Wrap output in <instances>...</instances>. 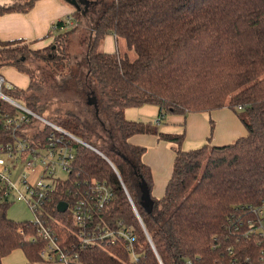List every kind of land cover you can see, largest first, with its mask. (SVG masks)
I'll return each mask as SVG.
<instances>
[{
	"label": "trees",
	"instance_id": "16d2710c",
	"mask_svg": "<svg viewBox=\"0 0 264 264\" xmlns=\"http://www.w3.org/2000/svg\"><path fill=\"white\" fill-rule=\"evenodd\" d=\"M37 1L0 5V16L28 13ZM80 14L74 10L70 29L62 20L54 23L44 47L24 39L0 41V75L10 67L28 78L26 89L2 92L83 142L74 143L68 178L56 183L38 213L70 257L68 264H244L247 257L253 258L261 246L254 239L238 237L233 227L240 222L239 215L246 214L243 206L264 202V0L107 4L98 21L94 19L95 28L91 26L93 43L86 61L120 134L111 142L94 140L80 116L58 112L51 100L41 96L46 82L34 64L43 62L53 71L65 68L68 41ZM109 36L115 47L100 51ZM119 37L137 52L135 60L120 55ZM143 105L157 106L161 119L230 108L247 134L227 145L207 143L185 151V132L168 133L125 117L126 108ZM0 106L16 110L1 98ZM210 121L213 132L215 124ZM39 126L43 135L52 130L39 121L31 127ZM136 135H154L174 147L172 174L161 198L152 194V170L143 161L146 148L129 141ZM2 138L8 139L6 133ZM100 187L112 196L107 205L93 210L89 230L96 235L130 231L132 251L119 236L85 243L81 235L85 228L72 223V206L80 200L92 204ZM61 202L68 204L64 213L57 211ZM9 203L0 198V260L20 249L31 264L58 262L42 256L46 242L39 223L10 219Z\"/></svg>",
	"mask_w": 264,
	"mask_h": 264
},
{
	"label": "built area",
	"instance_id": "2783aa9c",
	"mask_svg": "<svg viewBox=\"0 0 264 264\" xmlns=\"http://www.w3.org/2000/svg\"><path fill=\"white\" fill-rule=\"evenodd\" d=\"M62 21L70 26L75 24L71 16ZM14 88L11 82L0 75V98L16 108L11 112L0 106V136L6 133L8 137L0 139V198L6 201H11L12 198L21 202L27 201L35 212L34 220L39 223L40 235L46 242L42 256L50 262L58 260L68 264L70 257L60 248L49 227L41 222L38 213L48 201L56 183L68 178L71 162L75 157L74 143L82 141L2 92L4 89ZM38 121L50 126L52 130L43 135V127L32 128V124ZM61 174H67L66 178H62ZM111 196V191L100 187L98 195L91 198L92 204L80 200L72 206L71 221L74 226L85 228L81 233L85 243L107 237L115 239L119 236L125 238L128 250L132 251L134 237L130 231L122 229L96 235L89 230L93 210L107 205ZM242 210L246 214L239 215L240 222L233 227L234 231L238 233V237L254 239L261 246L253 258L245 259L244 264H264V202L256 207L243 206ZM229 253L233 254V250L230 249Z\"/></svg>",
	"mask_w": 264,
	"mask_h": 264
},
{
	"label": "rangeland",
	"instance_id": "374dc122",
	"mask_svg": "<svg viewBox=\"0 0 264 264\" xmlns=\"http://www.w3.org/2000/svg\"><path fill=\"white\" fill-rule=\"evenodd\" d=\"M63 2L67 3V5L73 10L80 11L81 14L79 15V21L76 23V30L70 36L68 41L67 53L69 62H67L68 64L65 65V68L53 71L43 62L38 61L37 63L36 61L34 64V66L38 69L40 77L46 82V89L41 92V96L43 100H51L53 105L59 109L58 112L65 113L67 111H72L76 115L80 116L89 126L91 137L94 140L100 139L111 142L110 139H114L118 141L120 134L114 122L112 111L100 93V85L97 80L87 71L88 66L86 61L88 47L91 43H93V29L96 26L94 19L98 21L97 18H99V15L102 13L107 4L112 2V0H69V2L63 0ZM95 3L97 4L95 5ZM78 5L83 6L85 14H83L82 8H79ZM87 15L91 16L93 20L88 22L84 19L88 17ZM83 19L87 22V24L83 21ZM92 25L93 29H91ZM71 27L72 26L67 25L66 29H70ZM106 40L100 44V51L108 50L106 48ZM116 44L120 55L128 57L130 61H133L138 57L137 52L134 49L129 48L123 38L119 37ZM109 47L114 48L115 42L112 41ZM11 83L14 87H18L20 89H26L28 85L26 78H23L21 84L16 82ZM90 99H94L95 102L89 103ZM231 113H233V111ZM124 115L128 120L142 122L144 124L151 123L154 126H158L160 131L173 134H182L185 132V140L182 146V149L185 151L201 148L207 143L213 145V140L217 133L216 129L212 132L210 120L214 122L216 128V125H218V116L217 114L210 116L208 112L190 114V116L188 115V117H202L205 120V129L207 133L202 142H197L188 138L187 128L188 132L191 133L194 132V127H191V125L188 127L187 121L185 120L186 118H183V120L180 116L171 115L164 116L161 119L159 108L155 105L128 107L124 110ZM159 119H161V122L158 124ZM197 129L199 130L200 128L197 127ZM145 136L149 137L148 139L150 140L139 144L132 141V138L129 141L133 144L146 148V152L143 155V161L145 159L151 164L150 167L154 180L152 194L158 199L162 196L156 195V187L160 188V182L164 176L167 175L166 184H163V194H165V190L173 170L175 151L171 143L158 140V138L154 135ZM210 137L212 141L208 140ZM66 176L67 174H61L62 178H66ZM9 204L10 207L8 209V217L10 219L15 221H32L35 219V212L31 209L30 205L27 204V201L21 202L12 198ZM4 259L0 264H31L27 261L26 256L20 249L12 252ZM51 264L63 263L54 262Z\"/></svg>",
	"mask_w": 264,
	"mask_h": 264
},
{
	"label": "crops",
	"instance_id": "0c3cea01",
	"mask_svg": "<svg viewBox=\"0 0 264 264\" xmlns=\"http://www.w3.org/2000/svg\"><path fill=\"white\" fill-rule=\"evenodd\" d=\"M18 1L21 0H0V5H10ZM73 13L74 10L68 6L67 3H64L63 0H38L28 13H10L0 16V41L24 39L28 42H32L37 48L44 47L48 45L51 40L46 36L52 29L54 22L56 23L57 21L63 20L66 17L71 16ZM106 39V48L110 51L112 50V47L109 46L113 41V38L109 36ZM2 74L6 76L9 82L11 81L21 84L23 78H26L28 84V78L17 72L14 68L6 67L2 70ZM232 111L233 110L230 108H223L209 113L210 116L213 114H217L218 116V125H216L215 128L217 133L213 140V145H227L234 142L237 138L247 134L246 127L242 121L239 120L240 118L238 119V115L235 111L231 113ZM180 117L182 119L184 118L182 116ZM185 120L187 121L188 127H190V125L191 127H194V132L191 133L188 132L187 128L188 138L197 142H202L207 133L205 129V120L202 117H188V115ZM197 127L200 129L198 130ZM148 138L149 137H146L145 135H136L132 137V141L139 144L150 140ZM144 162L149 166L151 165L145 159ZM166 181L167 175H165L160 182V188L156 187L157 196L164 195L163 184L165 185ZM6 257L7 256L3 257L0 260V263H2V260Z\"/></svg>",
	"mask_w": 264,
	"mask_h": 264
},
{
	"label": "water",
	"instance_id": "95a60500",
	"mask_svg": "<svg viewBox=\"0 0 264 264\" xmlns=\"http://www.w3.org/2000/svg\"><path fill=\"white\" fill-rule=\"evenodd\" d=\"M92 102H95V100H94V99H90V100H89V103H92ZM85 144H86V143H85ZM95 150H96V149H95ZM67 209H68V204L65 203V202H61V203H59L58 206H57V211H58V212H61V213L66 212Z\"/></svg>",
	"mask_w": 264,
	"mask_h": 264
}]
</instances>
